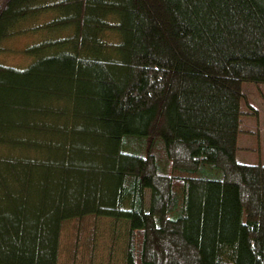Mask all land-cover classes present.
I'll use <instances>...</instances> for the list:
<instances>
[{"label": "trees", "instance_id": "1", "mask_svg": "<svg viewBox=\"0 0 264 264\" xmlns=\"http://www.w3.org/2000/svg\"><path fill=\"white\" fill-rule=\"evenodd\" d=\"M49 1L0 0V52L67 33L0 66V264H264V0Z\"/></svg>", "mask_w": 264, "mask_h": 264}, {"label": "rangeland", "instance_id": "2", "mask_svg": "<svg viewBox=\"0 0 264 264\" xmlns=\"http://www.w3.org/2000/svg\"><path fill=\"white\" fill-rule=\"evenodd\" d=\"M53 17L55 13L52 12L39 15L23 22L21 29L25 31L38 25L42 26ZM66 34L61 32L50 36L44 32H28L9 38L1 45L4 52H0V66L25 69L34 61V58L24 53L28 48L47 39L62 38ZM104 39L107 42H115L117 36L106 34ZM242 93L236 160L243 164L264 166V85L244 82Z\"/></svg>", "mask_w": 264, "mask_h": 264}]
</instances>
